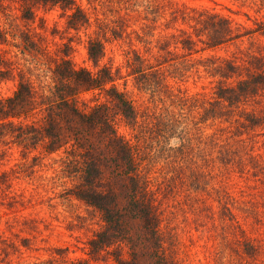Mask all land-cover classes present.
I'll return each instance as SVG.
<instances>
[{"label": "rangeland", "instance_id": "374dc122", "mask_svg": "<svg viewBox=\"0 0 264 264\" xmlns=\"http://www.w3.org/2000/svg\"><path fill=\"white\" fill-rule=\"evenodd\" d=\"M141 1L75 0L89 16V23L75 30L68 25L70 10L38 5L34 19L25 21L19 0H0V31L7 36L0 53L14 72L12 78L0 82V98L11 97L19 75H24L38 105L14 123L41 128L43 104L54 86L51 71L65 50L75 68H86L93 74L109 68L114 84L127 92L138 112L133 129L121 116L115 118L114 124L143 158L142 173L155 193L163 226L173 238L180 264H264V172L245 157H260L256 159L264 170V128L242 137L245 140L253 135V140L246 144L248 152L241 150L243 159H238L235 149L228 148L230 142L219 135L231 122L199 121L204 108L215 99L220 81L212 75L211 66L232 55L244 65L253 54L264 60V37L252 32L256 25L264 24V0H169L193 18L205 11L226 17L240 34L218 49L209 50L199 43L196 53L182 48L177 31L192 33L189 25L195 21H171L167 23L172 27L168 30L165 21H160L154 30H149ZM23 34L33 41L34 48L23 45ZM95 38L105 46V56L97 66L88 56L89 42ZM166 38L168 47L162 52L159 40ZM134 52L146 60L145 69L158 67L157 58L166 56L162 65L167 70L166 82L180 101L170 102V91L153 97L138 86L136 78L129 75ZM236 81L232 78L226 82ZM184 99H188L190 107L182 105ZM103 103L111 104L101 90L82 93L76 99L78 108L85 113ZM242 110L262 116L264 93L231 108L232 121ZM169 111L180 121L178 132H183L188 144L184 154L177 151V137L169 144L151 133L159 118L156 115ZM71 156V146L49 154L41 142L23 146L14 141L11 131H0V264H77L80 260L115 264L113 247L96 257L90 255L89 242L104 224L97 210L72 193L78 179L68 173ZM243 242L254 245L255 257L243 252ZM121 246L120 254L127 258L128 249Z\"/></svg>", "mask_w": 264, "mask_h": 264}, {"label": "trees", "instance_id": "16d2710c", "mask_svg": "<svg viewBox=\"0 0 264 264\" xmlns=\"http://www.w3.org/2000/svg\"><path fill=\"white\" fill-rule=\"evenodd\" d=\"M22 5V19L31 21L35 17L34 8L38 5L60 6L70 10L68 25L72 29H79L89 23V16L84 8L77 5L75 0H19ZM142 14L147 28L154 30L156 24L178 19L193 20L189 25L192 33H180L179 44L186 51L198 52V44L212 50L224 47L240 37L236 33L228 18L201 12L195 18L185 10L178 9L169 0H142ZM169 17V18H167ZM252 32L264 37V24L256 25ZM20 37L25 47L34 48L35 44L29 36ZM160 35V34H159ZM161 36V35H160ZM6 34L0 31V45L6 44ZM174 38V35H170ZM168 38L159 40L160 51L168 47ZM63 57L51 71L53 88L45 103V118L41 128L16 126L14 121L29 115L37 108V100L33 87L24 75H19V81L14 94L6 99L0 98V131H11L14 141L21 145L43 143L45 151L55 153L67 146L72 147V156L67 165L68 173L78 179L72 193L87 206L97 210L103 221V228L89 242L90 255L98 256L111 247L115 264H180L174 250L172 236L166 233L163 226V214L156 204L155 193L149 186V181L141 169L142 156H138L136 148L124 136L118 133L114 124L115 118L121 116L133 129L138 121V112L135 103L128 97L127 92L120 90L115 84L114 74L107 67L101 68L93 74L86 68H75L69 59V52L65 50ZM130 64V74L134 76L142 90L153 97L171 92L170 102L180 97L168 87L166 72L163 64L166 56L157 58L158 67L145 69L146 60L133 53ZM88 56L97 66L105 56V46L100 38L89 42ZM232 58L224 59L221 64L210 67L212 75L220 78L214 93V100L209 107L204 108L200 123L210 119L230 123L219 131L220 137L230 142L228 148L235 149V156L243 159L247 145L252 142L250 135L256 129L264 128V113L262 116L253 112L240 111L236 119L231 117V108L239 106L246 100L255 98L264 93V60L257 54L249 57L246 64H239ZM162 59V61H161ZM13 69L9 62L0 53V82L12 78ZM237 78L234 84H227V80ZM224 81V82H222ZM164 88V90H163ZM92 90L104 91L111 104L95 105L89 112H82L76 99L82 93ZM172 90V91H171ZM182 105L188 99L181 100ZM153 131L156 138L169 141L177 137L180 154H184L188 145L178 132L180 121L172 112L156 115ZM217 133L216 137L218 138ZM163 139V140H162ZM22 141V142H21ZM234 141L236 144H232ZM158 142V141H157ZM154 140L150 143V146ZM161 143V142H160ZM170 144V143H169ZM239 148H238V145ZM243 145V148L240 147ZM246 145V146H245ZM250 148V147H249ZM168 149L175 150L172 147ZM251 158L255 168L262 164L258 156ZM243 161V160H240ZM250 161V160H249ZM231 215H233L231 213ZM171 237V238H170ZM128 249V257L121 256L122 246ZM243 252L256 256V249L250 242L242 243ZM77 264H92L89 260H80Z\"/></svg>", "mask_w": 264, "mask_h": 264}]
</instances>
